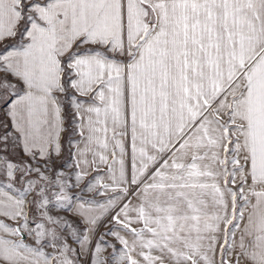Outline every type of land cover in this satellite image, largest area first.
Instances as JSON below:
<instances>
[{"label":"snow or ice","instance_id":"6c2138e0","mask_svg":"<svg viewBox=\"0 0 264 264\" xmlns=\"http://www.w3.org/2000/svg\"><path fill=\"white\" fill-rule=\"evenodd\" d=\"M0 264H264V0H0Z\"/></svg>","mask_w":264,"mask_h":264},{"label":"crops","instance_id":"0c3cea01","mask_svg":"<svg viewBox=\"0 0 264 264\" xmlns=\"http://www.w3.org/2000/svg\"><path fill=\"white\" fill-rule=\"evenodd\" d=\"M100 231H101V232H103V231H104V228H103V227H101ZM108 239H109L111 242H113V243L115 242L114 240H112V238H111V237H109ZM74 246H75V245H74ZM108 251L110 252V251H111V249H109ZM105 255H107V253H105Z\"/></svg>","mask_w":264,"mask_h":264},{"label":"rangeland","instance_id":"374dc122","mask_svg":"<svg viewBox=\"0 0 264 264\" xmlns=\"http://www.w3.org/2000/svg\"><path fill=\"white\" fill-rule=\"evenodd\" d=\"M66 214V213H65Z\"/></svg>","mask_w":264,"mask_h":264}]
</instances>
